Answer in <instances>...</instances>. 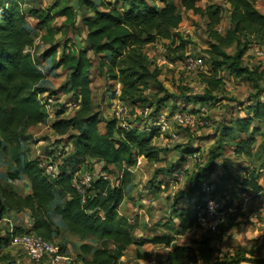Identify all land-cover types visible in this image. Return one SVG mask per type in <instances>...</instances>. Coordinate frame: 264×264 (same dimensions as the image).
Instances as JSON below:
<instances>
[{
	"label": "trees",
	"instance_id": "trees-1",
	"mask_svg": "<svg viewBox=\"0 0 264 264\" xmlns=\"http://www.w3.org/2000/svg\"><path fill=\"white\" fill-rule=\"evenodd\" d=\"M25 1L0 0V155H9L14 159L16 168L6 177L16 180L20 174L24 175L29 183V193L20 195L0 184V218L27 211L30 226H14L0 237V263L10 259L9 253L3 251L11 243V236L33 234L53 243L52 240L60 235L63 227L82 242L88 240L99 245L80 244L75 264H121V258L130 246H173L174 239L167 235L137 239L133 235V225L120 215L119 208L132 190L131 169L135 167L137 159L142 158L151 163L162 161L160 150L154 143L160 136V128L154 124V118L166 104L173 108L177 107V103L185 102L183 105L186 106L191 100L185 94L175 95L162 89L158 81L160 73L156 68L151 69L152 62L144 52L145 46L163 40L170 43L165 45L166 57L171 56L177 61L185 58V44H176L181 37L176 30L182 17L174 0H119V8L110 2H102L104 0L100 4L94 0H79V12L84 8L93 11V17L83 16L81 21L86 29V45L82 49L61 44L50 45L42 52L39 58L55 61L57 56L59 60L54 67L68 72L60 90L71 93V103L77 106L70 118L61 117L64 109H59L51 124L53 132L59 136L73 132L69 136L71 152L65 155L58 152L57 156L62 158V162L57 165L55 177L45 173L39 160L28 159L22 153L27 130L47 120V113L41 103L42 96L47 94V97H52L48 86L44 85L45 74L39 68L40 62L31 53L33 31L46 28L57 15L64 16L66 26H71L76 12L67 5L52 14L49 12L51 8L45 12L34 11L25 8ZM178 1L185 12L207 20L206 33L210 43L204 52L211 71L204 79L206 93L219 88L222 83L219 72L222 71H227L235 79L246 81L255 90L250 104L245 107V116L223 127L224 141H227L234 155L255 158L254 133L258 129H252L251 125L254 122L264 123V101L260 100L264 94V85L261 86L264 69L260 66H245L243 57L253 45L264 51V14L256 9L255 0H222L229 6V27L225 34H221L217 30L221 21L219 6L203 9L196 0ZM28 17L36 19L35 28L29 25ZM232 46L235 53L229 55L225 49ZM57 48H61L59 55ZM88 53H91L92 58ZM93 67L104 72L114 86H120L118 92L110 91L113 92L111 99L136 108L150 109L147 118H135L133 126H123L119 120L112 118L106 121L104 132L101 133V119L95 111L90 88V70ZM150 85L157 86L163 96H154V100L147 97L144 93ZM200 105L205 106V101L201 100ZM176 151L179 153L178 162L160 170L165 176L179 170L185 172L181 163L184 157L200 152L191 146H177ZM52 154L46 152L48 159L51 157L50 160L54 162ZM215 158L216 154L211 150L203 172L194 175L192 188L182 198L195 197L198 203L201 202V183L212 171ZM87 160L101 162L104 174L111 173L110 167L114 168L119 173L115 182L97 176L93 177L88 187L80 185L77 189L75 184L78 185L76 175L80 171L79 166ZM260 166H264V162ZM259 177L257 170H251L237 186L238 193H262L264 186L258 182ZM212 189L213 196L225 197V192L217 193L219 186ZM237 195L232 193L234 197ZM56 201L51 213L50 208ZM174 207V216L177 215L178 220L176 234L184 235L196 227L194 212L192 210L190 213L185 208L176 210ZM236 217L238 213L231 216L228 223ZM222 227L216 233H207L220 235ZM193 243L197 244L198 256L189 247L173 246L167 252L165 264H196L198 260L203 264H222L213 258L215 251L210 245V238ZM137 258L147 260L149 256L147 253H137ZM238 263L242 262L238 260L231 264Z\"/></svg>",
	"mask_w": 264,
	"mask_h": 264
},
{
	"label": "rangeland",
	"instance_id": "rangeland-1",
	"mask_svg": "<svg viewBox=\"0 0 264 264\" xmlns=\"http://www.w3.org/2000/svg\"><path fill=\"white\" fill-rule=\"evenodd\" d=\"M94 1L97 4L110 2L117 8L120 6L118 4L119 0ZM196 1L197 5L203 9L211 6L220 7L221 21L217 30L221 34H225L229 27V6L222 0ZM25 2V8L34 11L45 12L48 8H51L49 12L52 14L67 5L76 12L75 21L71 26H66L64 16L57 15L46 28L33 31L34 45L31 53L40 62L39 68L45 74V84H43L48 86L49 93L52 94L54 101L46 112V122L27 130L22 153L28 159H35L44 163L48 159L46 152H52L55 157L54 164L57 166L62 162V158L57 156L58 152H63V155L71 152L69 136L73 132L59 136L51 129V124L55 120V115L59 109H64L61 116L63 118H70L74 113V110L66 105L67 103L70 106L72 105L71 93L60 90L61 85L67 79L68 72L62 68L54 67L55 62L57 63L59 60L57 56L55 61L43 60L39 57L50 45L58 46V44H61L82 49L86 45L84 41L86 29L81 21L83 16L93 17V11L84 8L82 12H79V0H26ZM174 2L182 17V21L176 30L181 37L176 44L183 42L185 44L183 56L202 57L204 66L202 69L193 71L185 70L183 66L184 59L177 61L172 59L171 56L166 57L165 45L170 44L166 41L158 40L145 46L144 52L152 62L151 69L156 68L160 73L158 81L162 89L175 95L185 94V96H188V100H191L189 105L186 106L183 105L185 102H179L177 107L173 108L166 104L158 116L154 118V124L160 128V136L155 139L154 143L160 150L159 156L162 161L151 163L141 158L137 159L135 167L131 169L133 187L129 196L121 204L119 213L133 225V235L137 239L167 235L174 239L173 246L189 247L192 253H196L198 256L197 244L193 242L210 238V245L215 251L213 258L222 262V264H231L238 260L242 262L240 264H264V192L259 194L249 193L251 194L249 202L238 210L236 219L223 225V231H220V235H210V233L198 227H194L184 235L176 234L178 220L177 215L174 216L173 207L176 206L174 207L176 210L185 208L192 213L193 197H185L188 190L193 186L194 175L199 171L203 172L202 168L205 167L211 150L213 153L215 152L216 158L212 165L213 169L206 175L201 183V188L205 185L213 190V187L219 186L217 193L223 191L226 194L225 196L232 198L234 197L232 193L239 194V189L236 188L239 186L241 179L249 175L253 169L257 170L260 176L258 182L264 186V166H260L264 162V123L254 122L251 125L252 129H258V132L254 133L256 142L253 146L256 157L247 158L234 155L232 148L227 141H224L223 127L229 126L233 121L245 116V107L250 104L255 90L246 81L235 79L227 71H222L219 72L222 81L219 88L207 91L208 94L206 93L204 79L211 71L210 62L204 52L208 49L210 43L206 33L207 20L204 17L193 15L191 12H185L179 6L178 0H174ZM255 7L260 13L264 14V0H255ZM28 23L35 28L37 21L33 17H28ZM50 38L51 42L49 43ZM249 49L243 57V64L252 68L260 66L264 69V56H258L256 53V51L262 49L255 45ZM56 52L59 55L61 48H57ZM225 52L229 55L234 54V46L225 49ZM88 56L92 58L91 53H88ZM162 57L165 58V61ZM90 71L92 78L90 88L95 111L99 113L101 119L99 124L101 133L104 132L106 121L112 118L119 120L120 123H123V126L129 124L133 126L135 118H147L150 109L136 108L117 99H111L113 92L110 91H117L120 86H114L104 72L94 67ZM262 85H264V82L261 83ZM144 94L153 100L154 96H156L155 98L163 96V93L159 92L157 86L154 85H150ZM46 98L47 94L42 97L43 100H46ZM201 100L205 101V106L200 105ZM260 100L264 101V94L261 95ZM220 145L221 149H219ZM177 146H191L198 148L200 152L191 153L189 154L191 156L184 157V161L181 163L183 164L182 170H186L185 172L179 170L170 176H165L160 173V170L178 162ZM49 158L51 159V157ZM82 163L79 166L80 171L76 175L79 186L85 177L93 179V177L100 176L103 172L101 162L87 160ZM15 168V161L11 156L0 155V184L7 190L26 195L29 193V183L24 175L20 174L16 180L6 177V174L12 173ZM109 170H111V173L102 174L110 181L115 182V178L119 173L112 167ZM214 183L217 185H212ZM157 187H159V190ZM180 196L181 198L178 199ZM183 196L185 197L182 198ZM56 203L57 201L50 208L51 213H53L52 209ZM2 218H0V237L5 236L14 226H21L22 228H29L30 226V217L27 211L18 214L11 213L8 216L4 215ZM54 220L57 223L55 216ZM52 242L58 245L62 253L68 257L67 264H75L74 259L76 254L80 252V244L92 243L94 247H99L92 241L82 242L64 227L61 229L60 235L55 236ZM173 246L167 248L147 244L139 249L132 246L125 252L121 264H165L167 252L172 250ZM3 252L9 253L10 259L0 264H47L45 260L39 263L30 261L21 248L13 246L11 243ZM137 253H147L149 258L140 260L137 258ZM183 264L190 263L184 262ZM196 264L203 263L198 260Z\"/></svg>",
	"mask_w": 264,
	"mask_h": 264
},
{
	"label": "built area",
	"instance_id": "built-area-1",
	"mask_svg": "<svg viewBox=\"0 0 264 264\" xmlns=\"http://www.w3.org/2000/svg\"><path fill=\"white\" fill-rule=\"evenodd\" d=\"M256 53L258 56H264V51L262 50L256 51ZM162 59L165 61L164 57H162ZM183 66L187 71L202 69L204 60L202 57L187 55L184 58ZM53 99L52 97H47L46 100L41 99V103L46 112L52 106ZM68 108L75 110L77 106L73 103L71 106L68 105ZM39 165L47 175L55 177L57 166L54 162L46 159L44 163L40 161ZM103 175L104 174H101L100 177L107 179L106 176ZM91 180L92 179L89 177H85L83 181L80 182V185L88 187ZM75 186L79 189L77 183ZM201 190L203 192L201 202L198 203L195 197L192 199L193 216L195 218L196 227L211 233H216L221 225L228 222L231 216H234L239 209L249 202L251 194H255L253 192H241L236 197L228 198L222 195L213 196L210 188H207L205 185L202 186ZM11 244L21 248L28 259L36 263L45 260L47 264H67L69 260L68 257L61 252L58 245L47 242L33 234L13 235L11 236Z\"/></svg>",
	"mask_w": 264,
	"mask_h": 264
},
{
	"label": "crops",
	"instance_id": "crops-1",
	"mask_svg": "<svg viewBox=\"0 0 264 264\" xmlns=\"http://www.w3.org/2000/svg\"><path fill=\"white\" fill-rule=\"evenodd\" d=\"M118 91H119V90H117V92H118ZM43 96H44V95H43ZM43 96H42V97H43ZM139 159H140V158H139ZM141 159H142V158H141ZM130 247H132V246H130ZM130 247H129V248H130ZM135 248H137V247H135ZM137 249H139V248H137ZM127 250H128V249H127ZM127 250H126V251H127ZM124 256H125V255H124ZM124 256H123V257H124ZM123 257H122V258H123ZM122 258H121V259H122ZM121 263H122V261H121Z\"/></svg>",
	"mask_w": 264,
	"mask_h": 264
},
{
	"label": "clouds",
	"instance_id": "clouds-1",
	"mask_svg": "<svg viewBox=\"0 0 264 264\" xmlns=\"http://www.w3.org/2000/svg\"><path fill=\"white\" fill-rule=\"evenodd\" d=\"M211 203V202H210Z\"/></svg>",
	"mask_w": 264,
	"mask_h": 264
}]
</instances>
